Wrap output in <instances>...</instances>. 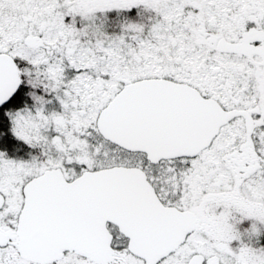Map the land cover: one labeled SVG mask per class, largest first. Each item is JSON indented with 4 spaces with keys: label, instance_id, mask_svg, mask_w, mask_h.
Instances as JSON below:
<instances>
[{
    "label": "snow or ice",
    "instance_id": "obj_1",
    "mask_svg": "<svg viewBox=\"0 0 264 264\" xmlns=\"http://www.w3.org/2000/svg\"><path fill=\"white\" fill-rule=\"evenodd\" d=\"M0 264H264V0H0Z\"/></svg>",
    "mask_w": 264,
    "mask_h": 264
}]
</instances>
